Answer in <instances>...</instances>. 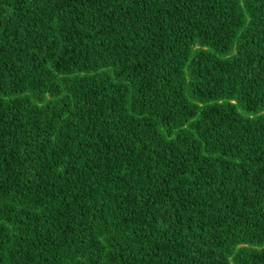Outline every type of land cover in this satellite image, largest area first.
Masks as SVG:
<instances>
[{"label": "trees", "instance_id": "16d2710c", "mask_svg": "<svg viewBox=\"0 0 264 264\" xmlns=\"http://www.w3.org/2000/svg\"><path fill=\"white\" fill-rule=\"evenodd\" d=\"M0 264H264V0H0Z\"/></svg>", "mask_w": 264, "mask_h": 264}]
</instances>
